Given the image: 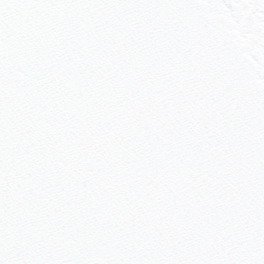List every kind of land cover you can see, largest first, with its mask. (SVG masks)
Returning a JSON list of instances; mask_svg holds the SVG:
<instances>
[{"label": "snow or ice", "instance_id": "snow-or-ice-1", "mask_svg": "<svg viewBox=\"0 0 264 264\" xmlns=\"http://www.w3.org/2000/svg\"><path fill=\"white\" fill-rule=\"evenodd\" d=\"M0 264H264V0H0Z\"/></svg>", "mask_w": 264, "mask_h": 264}]
</instances>
